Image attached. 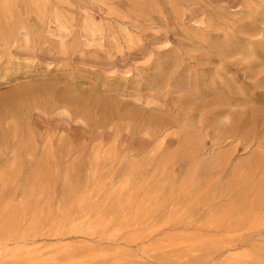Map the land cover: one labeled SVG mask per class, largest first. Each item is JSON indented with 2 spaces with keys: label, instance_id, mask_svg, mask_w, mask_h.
Listing matches in <instances>:
<instances>
[{
  "label": "rangeland",
  "instance_id": "374dc122",
  "mask_svg": "<svg viewBox=\"0 0 264 264\" xmlns=\"http://www.w3.org/2000/svg\"><path fill=\"white\" fill-rule=\"evenodd\" d=\"M1 2L17 36L0 43V227L17 211L22 234L36 215L35 239L53 244L66 212L77 223L86 213L120 219L115 198L128 180L122 199L159 191L156 217L193 206L190 222L143 245L128 230L114 245L69 239L74 248L116 250L131 264L224 258L223 247L150 252L170 237L264 248V0ZM26 90L48 101L25 103ZM242 199L253 228L227 237L231 224H206Z\"/></svg>",
  "mask_w": 264,
  "mask_h": 264
},
{
  "label": "bare ground",
  "instance_id": "6f19581e",
  "mask_svg": "<svg viewBox=\"0 0 264 264\" xmlns=\"http://www.w3.org/2000/svg\"><path fill=\"white\" fill-rule=\"evenodd\" d=\"M34 8H38L37 4H33ZM6 15L8 17L6 18ZM11 11L5 2L0 3V43L7 48L16 39L17 33L12 29ZM33 34L36 33L32 30ZM17 81L18 79H13ZM35 90H26L22 92L25 101L32 100L35 103H46L48 98L45 94L33 92ZM34 93V95H32ZM29 95L30 97H28ZM28 100L25 103H28ZM22 105V104H21ZM20 105V106H21ZM190 121V118H187ZM24 149H33L31 138L22 143ZM129 187V181L126 180L119 189V195L115 198L116 211L122 214L120 219H116L115 215L109 217L89 218L85 223H77L71 220L69 212L54 226L56 234V242L50 245H44L42 241L36 240V231L42 224L36 215H32L30 223L25 233H18L19 225L24 221L25 217L18 213H11L6 219L4 225L0 227V264H99L101 262L110 261V264H131L129 262L130 255L120 253L119 251H109L105 249L95 248L92 246L82 245V247L74 248L69 239H96L98 235L102 237L108 245H114L124 231H131L127 241L129 243H138L143 245L148 238L157 234L158 231L167 225H173L175 222L183 219H189L193 209L190 206L176 207L174 211L164 218H157V214L161 211L166 203L163 201L162 193L154 191L152 194L144 195L139 199L135 192L121 198V193ZM152 195V196H151ZM194 204L197 199L192 198ZM244 200L232 203L217 212L211 214L207 221L208 226L224 227L231 224L234 227L229 228L227 237H236L244 225L249 224V228L254 227L253 221H248L249 214L243 212L245 209ZM155 217L157 219H155ZM161 219V220H160ZM190 222V220H188ZM227 242H220L213 239H202L194 237L175 238L170 237L166 241L160 243V246L154 247L151 251H163L165 249L172 250L179 247L184 248L188 253L196 254L209 250H218L220 247L225 248L224 258L219 264H264V248L263 246L255 249L237 248L229 246ZM144 253V252H143ZM147 254V253H146ZM133 264V263H132Z\"/></svg>",
  "mask_w": 264,
  "mask_h": 264
}]
</instances>
